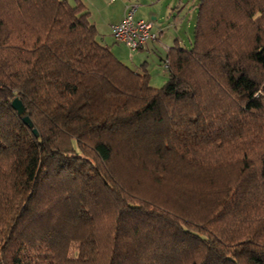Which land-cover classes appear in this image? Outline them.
Returning a JSON list of instances; mask_svg holds the SVG:
<instances>
[{
  "label": "trees",
  "instance_id": "1",
  "mask_svg": "<svg viewBox=\"0 0 264 264\" xmlns=\"http://www.w3.org/2000/svg\"><path fill=\"white\" fill-rule=\"evenodd\" d=\"M196 4L154 87L82 0H0V264H264V0Z\"/></svg>",
  "mask_w": 264,
  "mask_h": 264
},
{
  "label": "crops",
  "instance_id": "2",
  "mask_svg": "<svg viewBox=\"0 0 264 264\" xmlns=\"http://www.w3.org/2000/svg\"><path fill=\"white\" fill-rule=\"evenodd\" d=\"M105 1H107L106 4H105ZM112 1L114 0H82L86 9L89 12V18L91 22L94 24L96 32H97V26H96V20L93 18V10L96 8V10L98 11L97 5L99 3L110 6V3ZM160 1L161 0H142L141 10L138 12V15L136 16V13L139 7V3H137L136 0H118L117 16L110 17L107 23V26H108L107 28L109 32L112 34V25L118 22L122 18L126 6L132 3L136 4L137 6L136 11H135V18H141L144 20L152 21L151 31L156 34L155 39L148 40L142 47L138 49L130 50L128 48L132 53H135L137 58H143V57L148 58L149 54L151 55L156 54L159 59H162V56L166 57L167 49L173 46L174 44H178L180 46L186 47L184 43L185 41L183 40V36L180 33L181 28L179 27L183 23V18L178 17L179 16L178 14L180 12V7L182 6L183 0H168L167 10L165 11L159 9V6H154L156 5L155 3H159ZM173 8H176V10H173ZM174 11H176V14L173 16V19L171 21H167L164 23L159 22V20H164L165 17H168V16L170 17ZM107 12H108V9H107ZM149 15L151 16L148 18ZM189 26L190 24L187 22L186 27H189ZM97 39L99 40L100 43L109 47L112 53L122 61V58H124V56L121 54L122 50H120L118 47L113 46L111 44L109 45L108 44L109 40L104 39L103 36L99 37L98 32H97ZM113 39L115 40L114 36H113ZM131 60H133V58ZM164 61H165V58H164ZM132 64H134L133 61H132ZM132 66L135 71H145L148 73L149 79L152 78L151 77L152 74L150 73L149 70L145 69L142 63L141 65H139V67H137L136 65H132Z\"/></svg>",
  "mask_w": 264,
  "mask_h": 264
},
{
  "label": "rangeland",
  "instance_id": "3",
  "mask_svg": "<svg viewBox=\"0 0 264 264\" xmlns=\"http://www.w3.org/2000/svg\"><path fill=\"white\" fill-rule=\"evenodd\" d=\"M198 0H183L182 6L180 7V12H179V18H183V23L181 26H179L180 33L183 36V40L185 41L186 47L190 46L192 43L193 39V23L196 17V3ZM113 2V3H112ZM110 3V6L103 5L99 3L96 8L93 10V18L96 20V26H97V32L99 34V37L103 36L104 39H108L109 42L108 44L113 45L118 47L121 51V54L124 56L122 58V61L131 66L136 65L139 67V65H142L145 67V69L149 70L150 73L152 74V78L150 80V84L154 87H160L162 86L167 78H168V73L167 70L164 66V56H162V59H159L156 54H149L148 58H137L135 53H132L128 47L123 45L120 42H117L113 39L112 34L108 30L107 23L110 19V17L117 16V9H118V0H114ZM137 3H139V7L136 13V16L138 15V12L141 10V3L142 0H136ZM107 1H105V4ZM167 3L168 0H161L159 3H155L156 5L154 6H159V9L165 11L167 10ZM101 7H100V6ZM93 9V8H92ZM108 9V12H107ZM173 10H176V8H173ZM105 13V14H104ZM176 14V11H174L171 16L165 17L164 20H159L160 23H164L167 21H171L173 19V16ZM166 15V14H165ZM151 15L148 16V18ZM187 22L190 24L189 27H186ZM100 39V38H99ZM132 55V56H131ZM133 58V60H131ZM132 61L134 64H132Z\"/></svg>",
  "mask_w": 264,
  "mask_h": 264
},
{
  "label": "built area",
  "instance_id": "4",
  "mask_svg": "<svg viewBox=\"0 0 264 264\" xmlns=\"http://www.w3.org/2000/svg\"><path fill=\"white\" fill-rule=\"evenodd\" d=\"M136 4L126 6L122 18L112 25V34L116 41L123 43L130 50L142 47L148 40L155 39L151 31L152 21L135 18ZM167 68L168 62L164 61Z\"/></svg>",
  "mask_w": 264,
  "mask_h": 264
},
{
  "label": "water",
  "instance_id": "5",
  "mask_svg": "<svg viewBox=\"0 0 264 264\" xmlns=\"http://www.w3.org/2000/svg\"><path fill=\"white\" fill-rule=\"evenodd\" d=\"M11 106L17 111V113L19 115H21V119L22 121L27 124L28 126H31V121L29 119V117L25 114V109L21 103V101L15 97L11 100ZM32 132L34 134H37L36 129L32 128Z\"/></svg>",
  "mask_w": 264,
  "mask_h": 264
}]
</instances>
